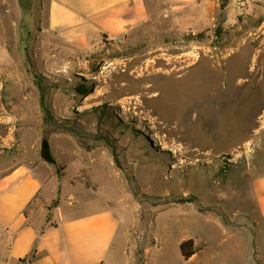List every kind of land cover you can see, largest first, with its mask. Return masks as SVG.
<instances>
[{"label":"rangeland","instance_id":"374dc122","mask_svg":"<svg viewBox=\"0 0 264 264\" xmlns=\"http://www.w3.org/2000/svg\"><path fill=\"white\" fill-rule=\"evenodd\" d=\"M50 1L0 0V162L48 170L65 188L53 206L112 209L125 264H158L163 240L203 234L200 219L257 218L264 0H155L134 28L84 48L49 27ZM161 255L181 264L171 248Z\"/></svg>","mask_w":264,"mask_h":264},{"label":"crops","instance_id":"0c3cea01","mask_svg":"<svg viewBox=\"0 0 264 264\" xmlns=\"http://www.w3.org/2000/svg\"><path fill=\"white\" fill-rule=\"evenodd\" d=\"M154 1L51 0L48 25L66 42L84 48L92 39L118 37L134 28L147 19ZM163 1L168 10L209 2ZM2 49L0 34V56ZM253 189L257 218L240 226L219 218L200 219L203 234L189 236L203 244L199 251L185 259L180 250L185 238L163 240L155 250L156 262L160 264V256L164 260L161 251L168 247L178 253L181 264H264V176L254 180ZM59 192L58 179L44 167L0 162V264H125L127 232L113 210L77 212L74 204L53 206L65 188Z\"/></svg>","mask_w":264,"mask_h":264},{"label":"trees","instance_id":"16d2710c","mask_svg":"<svg viewBox=\"0 0 264 264\" xmlns=\"http://www.w3.org/2000/svg\"><path fill=\"white\" fill-rule=\"evenodd\" d=\"M226 3H227V0H221L220 2L221 9L225 8ZM42 87L43 86H41V89ZM78 90L84 95H87L90 92V89L85 85L79 86ZM41 103H42V107L44 111L47 114H49V110L47 109V106H46V97L44 93L41 94ZM42 145H43L42 155L44 159L48 162H54V158L52 157L51 152H50L49 142H48L47 137L44 138ZM202 247H203V244H196L194 239L192 238L185 239L180 243V250L185 259L190 258L194 253L199 251ZM33 256L34 255H32L31 258H33Z\"/></svg>","mask_w":264,"mask_h":264},{"label":"bare ground","instance_id":"6f19581e","mask_svg":"<svg viewBox=\"0 0 264 264\" xmlns=\"http://www.w3.org/2000/svg\"><path fill=\"white\" fill-rule=\"evenodd\" d=\"M164 144H166V145H163V148H165V149L168 148L167 143H164Z\"/></svg>","mask_w":264,"mask_h":264}]
</instances>
